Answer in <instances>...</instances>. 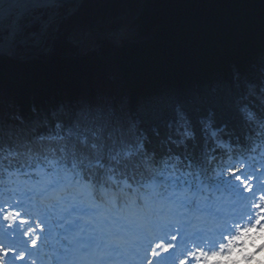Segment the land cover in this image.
I'll list each match as a JSON object with an SVG mask.
<instances>
[{"label": "snow or ice", "instance_id": "6c2138e0", "mask_svg": "<svg viewBox=\"0 0 264 264\" xmlns=\"http://www.w3.org/2000/svg\"><path fill=\"white\" fill-rule=\"evenodd\" d=\"M22 2L0 0V45L50 33L59 44L69 30L25 14ZM48 2L64 6L67 0ZM73 43L83 48L91 42L80 35ZM257 71L254 80L236 72L214 111L198 123L185 102L167 99L158 102L163 129L145 126L115 105L61 108L40 130L0 121V197L21 195L33 203L43 221L37 239H46L53 225L62 230L58 264H176L179 244L203 243L209 224L223 238L232 231L230 219L235 223L255 210L254 222L228 236L219 251L196 245L179 264H239L234 253L251 261L256 253L245 251V241L264 238V183L255 182L264 172H249L246 153L258 151L264 162V60ZM225 192L231 202H224ZM22 207L19 200L0 201V238L21 226L29 239L36 234L31 219L17 210ZM236 208L238 213L227 210ZM37 239H31L33 248ZM16 259L25 264L23 254Z\"/></svg>", "mask_w": 264, "mask_h": 264}, {"label": "trees", "instance_id": "16d2710c", "mask_svg": "<svg viewBox=\"0 0 264 264\" xmlns=\"http://www.w3.org/2000/svg\"><path fill=\"white\" fill-rule=\"evenodd\" d=\"M77 4L67 2L61 9L60 28L69 31L62 33L59 44L51 33L47 50L38 58L21 61L0 56V121L40 130L61 108L115 105L145 126L163 129L158 102L167 99L185 102L198 123L214 111L236 72L254 80L264 60V0H82ZM124 22L128 33L122 39L92 38L81 55L70 40L77 29L97 27L101 31L94 32H108ZM98 50L104 56L99 57ZM197 136L203 143L202 129Z\"/></svg>", "mask_w": 264, "mask_h": 264}, {"label": "bare ground", "instance_id": "6f19581e", "mask_svg": "<svg viewBox=\"0 0 264 264\" xmlns=\"http://www.w3.org/2000/svg\"><path fill=\"white\" fill-rule=\"evenodd\" d=\"M40 5H47V6H50L48 3H45V2H42V0H35V1H31V2H22V4H21V6H20V10L22 11V12H26L28 15H32L33 16V14H34V11L35 12H38L39 14H41V15H43L44 17H45V20H48V21H51L52 22V26H53V28H55L57 25H59L60 26V24H59V21H58V19H53L52 17H51V15L49 14V13H42V12H39V11H36L35 9L36 8H34V7H37V6H40ZM42 6H40V7H42ZM31 8H33V11L31 12L29 9H31ZM144 9V7L143 8H141V12H142V10ZM31 12V13H30ZM25 13V14H26ZM140 14V12L138 13V15ZM137 15V16H138ZM137 18V17H136ZM136 18H134L133 20H135ZM133 20H130V21H128V22H126L127 24H129L131 21L133 22ZM125 28H127V27H125ZM87 30H89L90 32H94V31H101V30H98V28L97 27H92V28H86ZM76 31H79L78 29L76 30ZM88 32V31H87ZM110 32V33H109ZM127 32H128V30H127ZM77 33V32H76ZM95 34H97V37H98V42H102L103 41V39L105 38V37H108V38H111V39H115V40H118V39H122L125 35H127V33L125 34V35H122V29H114V30H111V31H106V32H94ZM73 39L74 38H70V40H71V42H73ZM146 39V38H145ZM33 41H29V42H27V43H25V44H31ZM73 45H74V43H73ZM13 48V44H8V43H5V44H3V45H0V53H5L6 51H8L9 52V50H11ZM86 47H83V48H80V52H79V54L78 55H81L82 53H83V50L85 49ZM42 49H44V47L42 48ZM13 50H15V51H19V50H21V49H18V45H16L14 48H13ZM42 53V52H41ZM66 53V52H65ZM39 54L40 53H28V54H26V55H29V56H32V57H29V58H26L25 60H21V61H26V60H32V59H35V58H38L39 57ZM66 54H68V52L66 53ZM74 55V54H73ZM0 56H3V55H1L0 54ZM98 56L99 57H101V56H104V52L102 51V50H98ZM3 57H6V58H9V59H11L10 57H7V56H3ZM12 60V59H11ZM16 60H19V59H16ZM115 79V78H114ZM18 119H23V116L21 115V114H18ZM32 121V120H31Z\"/></svg>", "mask_w": 264, "mask_h": 264}, {"label": "rangeland", "instance_id": "374dc122", "mask_svg": "<svg viewBox=\"0 0 264 264\" xmlns=\"http://www.w3.org/2000/svg\"><path fill=\"white\" fill-rule=\"evenodd\" d=\"M122 26H124V25H122ZM126 33H128L127 32V28L122 27V35H125ZM75 34H76V36L85 35L89 40L92 39V38L97 37V34H94L93 32H90V31L87 32L86 30H79ZM44 37L45 36H38L35 39V42H32L31 44H28L26 46L27 48H26V50H23V53H25V52H27V53H34L36 51V53L38 54V53L43 52V50L46 51L47 49H45V48L42 49L44 47V46H42V41H43V38Z\"/></svg>", "mask_w": 264, "mask_h": 264}, {"label": "water", "instance_id": "95a60500", "mask_svg": "<svg viewBox=\"0 0 264 264\" xmlns=\"http://www.w3.org/2000/svg\"><path fill=\"white\" fill-rule=\"evenodd\" d=\"M31 1H35V0H23V2H25V3L26 2H31ZM69 1H74V0H67V2H69ZM75 1H81V0H75ZM42 2L48 3L50 6H52V5L55 6L56 10L59 9V7H61V6L54 5L51 2H48V0H42ZM40 6H42V5H40ZM40 6H37V7H40ZM46 6L47 5H45V6L43 5L42 7H46ZM34 8H36V7H34ZM0 54L3 55V56L10 57L11 59H20V60H25L26 58L32 57V56H29V55H19L17 53L15 55H13V56H9L6 53H0Z\"/></svg>", "mask_w": 264, "mask_h": 264}]
</instances>
